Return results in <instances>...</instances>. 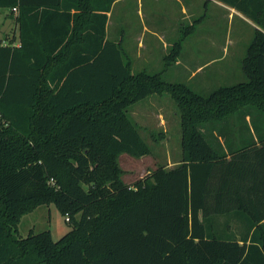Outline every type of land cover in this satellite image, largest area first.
Masks as SVG:
<instances>
[{
  "label": "trees",
  "instance_id": "trees-1",
  "mask_svg": "<svg viewBox=\"0 0 264 264\" xmlns=\"http://www.w3.org/2000/svg\"><path fill=\"white\" fill-rule=\"evenodd\" d=\"M115 1L0 0L19 25V45L0 43V264H264V142L227 153L214 135L236 114L264 116V0H223L258 28L246 80L207 96L163 77L192 27L163 71L135 73L107 38ZM164 93L181 160L128 185L121 154H152L128 108ZM50 204L71 230L21 236L22 217Z\"/></svg>",
  "mask_w": 264,
  "mask_h": 264
},
{
  "label": "crops",
  "instance_id": "crops-1",
  "mask_svg": "<svg viewBox=\"0 0 264 264\" xmlns=\"http://www.w3.org/2000/svg\"><path fill=\"white\" fill-rule=\"evenodd\" d=\"M4 13L7 19L1 18L0 25H9L12 32L8 40L0 37V43L19 45V25L8 9L0 8V15ZM187 27H192L191 33L177 60L164 70L166 81L185 83L199 93L203 88L197 85L215 77L246 80L242 62L258 26L223 0H116L108 12L107 38L122 43L133 72L153 74L163 71L165 55ZM214 135L227 153L229 147L236 150L248 142L260 146L264 116L255 109L236 114Z\"/></svg>",
  "mask_w": 264,
  "mask_h": 264
},
{
  "label": "rangeland",
  "instance_id": "rangeland-1",
  "mask_svg": "<svg viewBox=\"0 0 264 264\" xmlns=\"http://www.w3.org/2000/svg\"><path fill=\"white\" fill-rule=\"evenodd\" d=\"M1 18L7 19V13L1 14ZM11 25L13 27L14 23L11 22ZM11 32L9 25H0L1 39L8 40V36L10 39ZM198 80L199 78L196 81ZM242 81H245L244 77L238 80L226 78L225 81L221 77H215L208 83L197 86L203 88L199 89V93L207 96L221 86H230ZM128 113L152 148L151 155L142 157L121 154L119 163L123 170V180L132 186L138 180L151 175L159 166L172 168L181 160V117L177 104L168 93L148 96L130 106ZM71 228L66 216L60 213L55 204L41 205L22 217L19 234L26 237L31 231L39 233L50 230L54 240H59Z\"/></svg>",
  "mask_w": 264,
  "mask_h": 264
},
{
  "label": "built area",
  "instance_id": "built-area-1",
  "mask_svg": "<svg viewBox=\"0 0 264 264\" xmlns=\"http://www.w3.org/2000/svg\"><path fill=\"white\" fill-rule=\"evenodd\" d=\"M14 11L17 12L18 11L17 8H14ZM66 220L68 221L69 218L67 217Z\"/></svg>",
  "mask_w": 264,
  "mask_h": 264
}]
</instances>
